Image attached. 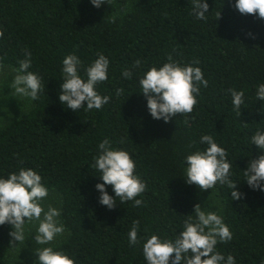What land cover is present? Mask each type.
I'll return each mask as SVG.
<instances>
[{
	"label": "trees",
	"instance_id": "16d2710c",
	"mask_svg": "<svg viewBox=\"0 0 264 264\" xmlns=\"http://www.w3.org/2000/svg\"><path fill=\"white\" fill-rule=\"evenodd\" d=\"M207 3L209 15L200 21L191 14L192 0H105L100 8L90 0H0V65L18 68L30 51L29 71L45 85L26 113L0 129V176L33 168L49 193L60 196L66 235L54 245L75 264H146L143 237L171 238L181 230L194 206H201L198 187L182 176L184 157L206 147L199 143L203 134L226 150L231 179L240 181L237 190L243 194L232 200L227 184L210 189L232 233L217 249L236 264L264 260V192L243 181L249 159L259 154L250 137L264 128L256 98V86L264 82V19L240 14L235 0ZM73 53L82 61L81 75L98 53L110 61L108 79L96 88L110 97L100 110L74 112L59 102L61 62ZM169 55L181 64L198 61L194 66L208 84L200 86L192 113L165 123L149 115L138 81ZM137 59L141 66L124 79L121 70ZM232 89L244 92L239 111ZM105 138L135 160V173L146 183L137 197L141 206L119 197L112 209L99 203L95 186L102 181L91 165ZM106 190L114 195L111 186ZM133 221H139L141 243L130 246ZM10 230L0 226V264L14 242Z\"/></svg>",
	"mask_w": 264,
	"mask_h": 264
},
{
	"label": "clouds",
	"instance_id": "9594fccd",
	"mask_svg": "<svg viewBox=\"0 0 264 264\" xmlns=\"http://www.w3.org/2000/svg\"><path fill=\"white\" fill-rule=\"evenodd\" d=\"M91 4L100 8L105 0H90ZM234 7L240 14H258L264 19V0H235ZM209 5L207 0H192V12L197 20L207 19ZM221 11L218 13L220 16ZM3 34L0 33V36ZM25 58L19 61V67L8 85L11 92L21 99L36 101L39 93L45 88L42 77L33 71L32 53L25 50ZM59 102L66 108L77 112L100 110L109 103V96H102L96 90L97 85L108 79L109 59L102 53L97 54L81 75L83 67L76 54H68L62 59ZM181 64L171 55L161 65H154L144 71L138 83L146 98V107L154 120L167 123L178 114H190L197 103L200 86L207 87L208 81L198 64ZM142 64L140 59L121 70L124 79H131L134 70ZM3 65H0L2 68ZM232 105L238 111L244 104V92L230 90ZM119 94V90L117 92ZM256 98L264 109V82L256 86ZM264 112V111H262ZM199 143L206 145L184 157V177L188 185H196L201 191L213 189L217 183L231 189V199L239 200L242 193L231 179L232 162L226 150L220 146L212 135L203 134ZM251 145H255L258 155L250 158L243 171L247 185L264 192V128L258 127L250 137ZM187 165V166H185ZM91 167L99 173L102 183L95 188L99 193V203L112 209L117 206L116 198L121 203L131 201L133 206L143 204L137 199L146 190V183L135 173L136 162L129 151L114 147L111 140L103 139L97 146V155L93 157ZM111 186L114 195L106 190ZM49 188L43 177L33 168L20 167L6 177L0 176V226L10 225L9 236L12 241L24 242L30 233V225L34 227L31 238L39 247L34 254V264H75L74 258L65 251L57 249L52 243L64 235L66 228L60 219L61 208L47 203ZM194 214V215H193ZM183 221L180 231L171 238L159 234L143 237L142 254L146 264H236L233 256L225 257L218 249V243L232 239V233L218 211L194 206V212ZM139 221H133L128 232V243L135 246L141 243L139 237ZM10 241V244L11 242ZM15 247V246H12ZM203 258V259H202ZM264 264V260L261 261Z\"/></svg>",
	"mask_w": 264,
	"mask_h": 264
},
{
	"label": "rangeland",
	"instance_id": "374dc122",
	"mask_svg": "<svg viewBox=\"0 0 264 264\" xmlns=\"http://www.w3.org/2000/svg\"><path fill=\"white\" fill-rule=\"evenodd\" d=\"M14 74L13 69L10 67L3 66L0 68V129L6 126L9 122L19 118L32 107L30 99H21L19 96L14 95L8 88ZM198 191L201 199V208L205 207L218 211V214L221 215L222 204L220 199L210 190L201 191L198 188ZM46 202L60 208L61 198L54 192L49 193V197ZM29 227L31 231L24 242H13L12 246L15 247L11 246L9 254L4 260V264L33 263L36 258L34 250L39 246L36 245L34 239L31 238L34 233V227L31 225ZM65 235L66 232L63 236L58 237L52 243L55 244L59 242L65 237Z\"/></svg>",
	"mask_w": 264,
	"mask_h": 264
}]
</instances>
